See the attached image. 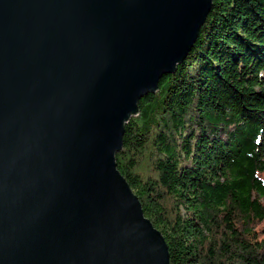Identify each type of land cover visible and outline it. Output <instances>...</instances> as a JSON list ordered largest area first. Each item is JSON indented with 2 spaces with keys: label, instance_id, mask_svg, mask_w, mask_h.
<instances>
[{
  "label": "water",
  "instance_id": "water-1",
  "mask_svg": "<svg viewBox=\"0 0 264 264\" xmlns=\"http://www.w3.org/2000/svg\"><path fill=\"white\" fill-rule=\"evenodd\" d=\"M214 0H0V264H170L117 168Z\"/></svg>",
  "mask_w": 264,
  "mask_h": 264
},
{
  "label": "trees",
  "instance_id": "trees-1",
  "mask_svg": "<svg viewBox=\"0 0 264 264\" xmlns=\"http://www.w3.org/2000/svg\"><path fill=\"white\" fill-rule=\"evenodd\" d=\"M116 161L170 264H264V0L213 1Z\"/></svg>",
  "mask_w": 264,
  "mask_h": 264
},
{
  "label": "rangeland",
  "instance_id": "rangeland-1",
  "mask_svg": "<svg viewBox=\"0 0 264 264\" xmlns=\"http://www.w3.org/2000/svg\"><path fill=\"white\" fill-rule=\"evenodd\" d=\"M129 184V183H128ZM132 189V188H131ZM133 191V190H132ZM143 208V207H142ZM145 215V214H144ZM147 218V217H146ZM158 230V229H157ZM164 236V235H163ZM167 243V242H166ZM169 247V246H168ZM170 253V252H169Z\"/></svg>",
  "mask_w": 264,
  "mask_h": 264
}]
</instances>
